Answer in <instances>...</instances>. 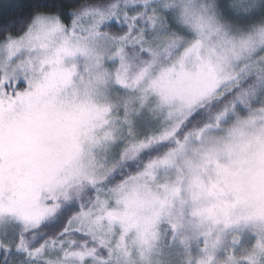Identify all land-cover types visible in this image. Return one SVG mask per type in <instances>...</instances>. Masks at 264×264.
<instances>
[{
    "label": "snow or ice",
    "instance_id": "6c2138e0",
    "mask_svg": "<svg viewBox=\"0 0 264 264\" xmlns=\"http://www.w3.org/2000/svg\"><path fill=\"white\" fill-rule=\"evenodd\" d=\"M0 264H264V0H0Z\"/></svg>",
    "mask_w": 264,
    "mask_h": 264
}]
</instances>
